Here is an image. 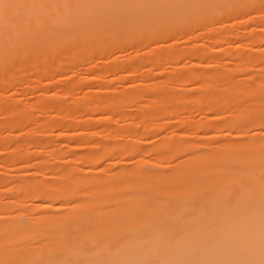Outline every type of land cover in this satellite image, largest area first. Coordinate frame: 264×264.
<instances>
[{
  "label": "bare ground",
  "instance_id": "1",
  "mask_svg": "<svg viewBox=\"0 0 264 264\" xmlns=\"http://www.w3.org/2000/svg\"><path fill=\"white\" fill-rule=\"evenodd\" d=\"M0 264H264V0H0Z\"/></svg>",
  "mask_w": 264,
  "mask_h": 264
},
{
  "label": "rangeland",
  "instance_id": "2",
  "mask_svg": "<svg viewBox=\"0 0 264 264\" xmlns=\"http://www.w3.org/2000/svg\"><path fill=\"white\" fill-rule=\"evenodd\" d=\"M196 30H198V29H196ZM199 31H200V30H198V31H196V32L198 33ZM197 33H196V37H195V38H194L193 34L191 35V38H193V39H197L196 41H198V39H199V41H200V37H199V36L197 37ZM223 34L225 35L226 33L224 32ZM194 35H195V34H194ZM221 35H222V34H221ZM221 35H219V36H221ZM216 37H217V36H216ZM224 37H225V36H224ZM183 38L186 39V37H183ZM183 38H179V39H183ZM191 38H190V39H191ZM217 38H220V37H217ZM222 38H223V36H222L220 39H222ZM186 40H188V39H186ZM186 40H184V41H185V42H188V41H186ZM222 40H223V39H222ZM224 40H225V38H224ZM178 41H180V40H178ZM178 41H177V42H178ZM184 41L182 40V41H180V43H178V44L180 45V44H182V42H184ZM194 41H195V40H194ZM194 41H192V39H191L190 42H194ZM222 43H224V44H222ZM226 43H227V44H226ZM226 43H225V42H221V43L219 44L223 49H222L221 47H217V46H219V45H217V46L215 47V48H220V49H221L220 51H217V54H216V55L218 56V55L222 54V53H220V52H223V53L225 54L224 59H225V60H228V61H229V59H230V61H231V58L228 59V57H231L230 54H232L231 52L234 51V49H233L234 46H233L232 49L229 48V47H232V45H234V44H233V42H230L231 44L228 45V42H227V41H226ZM234 43H235V45H236V42H234ZM150 44L152 45V47H151V45H149L150 47H149V46H147V47H143V50H142V51H144V48H146V49H145V51H146V50H148V48H149V49H152L155 45H156V46L158 45V44H156L155 42H154V43L152 42V43H150ZM154 44H155V45H154ZM160 44H161V42L159 43V45H160ZM178 44H176L177 47L179 46ZM184 44H185V43H184ZM225 44H226V45H225ZM237 44H238V43H237ZM254 44H256V43H254ZM159 45H158V47H160ZM182 45H183V44H182ZM222 45H223V46H222ZM256 45H257V44H256ZM156 46H155V47H156ZM228 46H229V47H228ZM257 46H258V45H257ZM257 46H254V45L251 43L250 46L247 48V49H248L247 51H249V52H247V53L249 54L250 52H254V50H256L255 48H257ZM158 47H157L156 49H158ZM177 47H176V48H177ZM224 47H225V48H224ZM250 47H251V48H250ZM254 47H255V48H254ZM178 48H180V47H178ZM249 48L251 49V51H250ZM129 49H130V48L127 49L128 52H127V51L124 52V53H126V55H127V56H126V55L124 54V55H123V56H125L124 58H127V57L131 54L130 51H132L133 54H134L135 52L138 53V51L131 50L132 48H131L130 50H129ZM252 49H254V50H252ZM138 50H141V48L138 49ZM225 50H226V51H225ZM133 51H134V52H133ZM142 51H141V52H142ZM226 52H227V53H226ZM142 54H143V53H142ZM142 54H141V55H142ZM136 55H137V54H136ZM141 55H139V53H138V56H139V57H140ZM227 55H228V57H227ZM220 56H221V55H220ZM222 56H223V55H222ZM129 57H130V56H129ZM226 57H227V58H226ZM121 58H122V55H121ZM189 59H190V58H188L187 62H184V61H183L184 59L178 61L179 63H180L181 61H183L181 64H184V65H183V67L180 66L181 69H180V68H177V69H179V70H183V68H184V66H185V63H186V64L188 63V65L190 64L189 62H190L192 59H190V61H189ZM197 60H198V59H197ZM192 61H196V59L194 58ZM179 63H178V64H179ZM173 64H174V63H173ZM176 64H177V63H176ZM174 65H175V64H174ZM174 65H173V66L171 65L172 67H169V69H170V70H169V73H170V74H172L173 72H177V71H176L177 69L174 67ZM179 65H180V64H179ZM179 65H175V66L178 67ZM188 65H186V68H187ZM189 66H191V65H189ZM173 67H174V68H173ZM193 68L195 69V67H193ZM193 68H192V69H193ZM198 68H200V67H198ZM184 69H185V68H184ZM194 69H193V70H194ZM82 70H83V69H82ZM87 70H88V69H87ZM87 70H85V69H84V71H81V70H78V69L74 70V73H76V74H78V75H75V74L73 73V71H71V72L75 75V76L72 75V77H73L72 79H77V78L80 79V77H81L80 75H83V76H84V74L87 75ZM198 70H199V69H198ZM77 71H78V73H77ZM79 72H81V74H80ZM85 72H86V73H85ZM88 72H89V71H88ZM70 74H71V73H70ZM70 74H69V75H70ZM144 75H145V74H144ZM144 75H142V76H143L142 78H141V76H139V77H140V78H139V79H140V82H138L139 79H138L137 82H136V80H134V79H135V78L137 79L138 77H134V76H129V77H131V78L133 77L134 79H130V78L128 77V78H126V80L128 79V83L132 81V84H133V85H135V84L133 83V80L135 81V83H141L142 81H144V84H145V83L147 84V80L151 78L152 80H151V79L148 80V81H149L148 83L150 84V82H152V83L154 82V81H153V80H154V79H153V73L150 72V75H151V76H150V77L148 76L147 78H145L146 76H144ZM147 75H148V73H147ZM78 76H80V77H78ZM143 78H145V79H143ZM109 79H110V78H109ZM146 79H147V80H146ZM129 80H130V81H129ZM123 81L125 82V84L128 85V83H126V81H125L123 78H122V80H119V79H118L117 81H116V80H114V81L111 80V83H108V85L110 84L111 87H112V86L115 87V84H116V87H118V88H114V87H112V88H110V89H111V90H112V89H116V90L118 89V90H120V89H123L125 86H127V85H125V84L123 83ZM109 82H110V80H109ZM101 83H102L103 87L101 86ZM103 83L105 84V86H104ZM114 83H115V84H114ZM122 83H123V84H122ZM142 83H143V82H142ZM142 83H141V84H142ZM96 84H97V83H95V82L92 83V84H89V85H90V89L93 90L94 88H98V87H99L100 89H99V88H98L99 90L97 89V90L99 91V94L101 93L100 90H102V88H103V90H104V87H105V89H106V86H107V85H106V82H105V81H104V82H102V81H101V82H98V84H97L98 86L94 87ZM111 84H112V85H111ZM113 84H114V85H113ZM144 84H143V85H144ZM154 84H155V83H154ZM117 85H118V86H117ZM123 85H124V86H123ZM129 85H131V84L129 83ZM188 85L191 86L192 84H191V83H188ZM119 86H120V87H119ZM121 86H122V87H121ZM145 86H146V85H145ZM148 86H149V85H148ZM92 87H93V88H92ZM108 87H109V86H108ZM86 88H87V90H89V89H88L89 86H87ZM94 90H95V89H94ZM103 90H102V91H103ZM101 94H103V93H101ZM17 96H20V94H18ZM178 98H179V97H178ZM180 99H181V96H180ZM191 104H192V103L189 102V107L192 106ZM190 108H191V107H190ZM190 108H188V111L191 110ZM185 111H187V110H185ZM184 114H186V113L184 112ZM187 114H188V113H187ZM194 114H195V113H194ZM196 114H197L198 117H199V114H201V113L198 114V113L196 112ZM196 114H195V116H196ZM203 115H204V114H201V117H202V118L199 117L198 119L203 121V119H205V118H204L205 115H204V116H203ZM196 118H197V116L195 117V121L197 120ZM150 120H151V121H150ZM150 120H149L148 123H151V122L153 121L152 119H150ZM154 120H155V119H154ZM199 120H197V121H199ZM197 121H196V122H197ZM200 122H201V121H200ZM48 132H49V130L47 131V133H48ZM45 134H46V132H45ZM50 134H51V132H50ZM50 134H47L46 136L44 135L43 137H47V136L50 135Z\"/></svg>",
  "mask_w": 264,
  "mask_h": 264
}]
</instances>
